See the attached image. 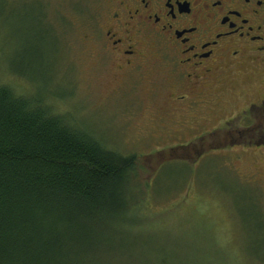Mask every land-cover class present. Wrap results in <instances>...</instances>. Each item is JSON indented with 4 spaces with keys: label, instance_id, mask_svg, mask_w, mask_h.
<instances>
[{
    "label": "rangeland",
    "instance_id": "1",
    "mask_svg": "<svg viewBox=\"0 0 264 264\" xmlns=\"http://www.w3.org/2000/svg\"><path fill=\"white\" fill-rule=\"evenodd\" d=\"M39 1L0 0V84L46 100L53 95V112L105 147L136 156L124 190L125 216L136 214V221L121 232L115 223L95 232L113 240L103 246L117 247L122 238L127 249L109 258L98 250L96 262L264 264V137L237 134L245 123L236 118L190 132L187 116L155 110L169 92L168 72L157 66L160 72L144 75L137 88L122 83L103 58L102 39L89 32L107 0ZM247 86L259 87L236 90Z\"/></svg>",
    "mask_w": 264,
    "mask_h": 264
},
{
    "label": "trees",
    "instance_id": "2",
    "mask_svg": "<svg viewBox=\"0 0 264 264\" xmlns=\"http://www.w3.org/2000/svg\"><path fill=\"white\" fill-rule=\"evenodd\" d=\"M29 93L0 84V264H99L98 250L109 258L127 249L122 238L103 246L113 240L95 232L136 221L125 216L124 191L136 156L53 112V95Z\"/></svg>",
    "mask_w": 264,
    "mask_h": 264
},
{
    "label": "flooded vegetation",
    "instance_id": "3",
    "mask_svg": "<svg viewBox=\"0 0 264 264\" xmlns=\"http://www.w3.org/2000/svg\"><path fill=\"white\" fill-rule=\"evenodd\" d=\"M102 9L89 32L122 83L134 89L156 66L168 72L155 110L187 116L190 132L236 118L245 123L237 134L264 137V0H107ZM245 83L260 89L236 90Z\"/></svg>",
    "mask_w": 264,
    "mask_h": 264
}]
</instances>
